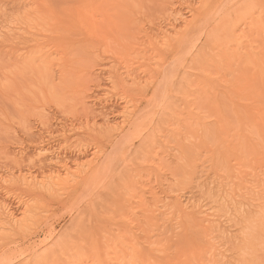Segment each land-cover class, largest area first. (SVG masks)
<instances>
[{
	"label": "bare ground",
	"instance_id": "obj_1",
	"mask_svg": "<svg viewBox=\"0 0 264 264\" xmlns=\"http://www.w3.org/2000/svg\"><path fill=\"white\" fill-rule=\"evenodd\" d=\"M30 1L36 6L33 9L31 8L32 12L25 11L23 15L17 17L16 21L19 22H13L14 24H18L17 26H8L9 30L7 32L0 28V49H8L6 52L4 51L6 49L0 51V54L3 52V54L6 53L5 55H7L8 52L11 55L8 58L14 57L16 60L11 59L13 62L9 63L10 60L6 57L3 59H7L4 62H7V65H12L16 70L18 69L17 72H20L23 76L29 77L34 82L37 80L36 82H38L42 89L44 86L49 85V82L52 83L51 86L54 89L48 88V91L44 90L45 95L56 93L58 90H64V92H60L65 94L72 90H69L68 87L70 86L66 85L67 82L70 83L68 79L72 76L71 72L67 70L76 69V67H73V63L76 62V58L73 56L75 49H73V46L76 42L75 39L73 41L68 36V33L80 31L79 33H82L81 36H84V33L85 38L91 36L95 39L98 46L106 45L108 39L112 40L113 37V40L122 46V53H118L119 56H116L109 48L99 52L112 53L110 56L113 58V62H111L109 78L113 89H119L121 91L120 94L123 95L120 98L124 104H122V110L119 111L122 117V120L120 119L121 124L116 123L112 126H106L103 130H101L102 128H98V131L97 127L94 126L95 123L88 125L90 122H87L88 124L85 125L90 130L86 132L88 134L92 132L90 135L99 142H103L104 139H109L111 142L113 137L110 133L112 132L111 134L114 135L115 132L113 133V131L118 132V134L121 133V137L117 140L112 139L114 142L111 144L115 150H111L113 152L110 155L108 154V157H104L105 160L103 158V165L97 164L100 158V150H102V153L104 152L103 146H99L101 149L99 147L96 149L95 147L90 157L84 162L75 160L71 161L72 164H69L63 158L61 163L60 161L56 163L60 169L57 167V169H52V167L47 168V172H40V178H38V174L20 171L16 177H9L7 180H13V184L23 185L28 190L39 183L41 186H45L46 184L48 186H56L59 190H63L61 192L63 195H69L77 188H84L85 192L93 193L92 213L95 211L94 204L96 207L98 205L100 210L104 211L105 214L110 213V216L108 214L109 219L113 221L112 224L116 226V230L119 233H112V231L105 232L107 235H104L106 240L103 242V245L107 246L104 247L107 250L109 249L106 252L113 254L112 261L114 258L117 264H193V261L198 264L205 257L209 259L211 264H225L227 261L224 262L223 259H227L226 254L227 256L233 254L224 253L225 251L228 252L230 248L227 249L226 243L225 245L223 244L227 242V237H229V232H227V237H225L226 228L222 229L225 226L221 227L223 224L220 218H223L225 215L222 217L221 210H217L218 208L214 211H206L200 204H195L196 202L185 201L186 198H182L183 194L180 191L186 188L185 186L191 185L192 180L201 176L196 173L199 169L198 167L201 165L200 162L202 161L204 164V160H206L209 163L208 170L210 175H213L210 179L214 178V181L220 180L216 186L218 198L222 200L221 204H218V206L220 205L219 207L226 209L221 205L224 204L223 202H230V200L235 204H239L242 208L243 205L246 207L250 205L249 208H252V206L254 208L258 207L259 209L264 206V0H198L195 6L191 4L192 2L184 0L183 3L186 4L189 16L184 17L183 13H180V10L175 11L173 13L175 17L173 16L172 21H169L168 27L159 29L161 36H158L160 38L158 39V36L155 39H152L151 36V39L148 38L151 52L149 51L150 48L147 50V46L145 47L143 46L144 44L139 42L138 39L140 38L137 37L139 31L135 38L133 33L130 34L128 32V34L132 35L133 39L126 38L127 41H121V32L114 31L120 21L118 20V24H115L116 19H111L108 22L107 15L104 12L86 14L80 10L78 11L80 8H76L74 11L69 10L70 12L63 10L64 13L62 15H64L63 20L66 21L65 23L62 25L57 23L58 25H55V28H43L42 25L45 26L44 23H47L45 21L48 18L46 16L48 4L44 0ZM93 1H95L93 3H96L98 0ZM86 2L88 3V1ZM93 3L90 5L93 6ZM109 15L108 18H113ZM112 15L115 17V14ZM88 16L91 19H88ZM121 17L117 18L120 19ZM41 22L43 23L42 25ZM126 22L127 24L124 25H129L128 20ZM15 27L18 30L21 29V31H24L23 33H27V36H29L27 41H22L23 44L19 42V44H22L20 46L17 44L18 40L16 41L17 43L15 40L19 39V37H21L20 40L27 37L22 38L23 36L19 33L20 36L17 34L18 38L15 39L14 35L18 33L14 34L15 30L13 32V28L15 29ZM133 31L136 32V30ZM85 38L79 39L82 42L83 40H87ZM137 40L138 42H136ZM192 41L196 43L195 48L191 46L193 49L189 48ZM68 48L72 49L69 50ZM82 50L83 48H81ZM99 52H97L96 56ZM53 54L56 57V59L53 58L55 62L53 60L49 62L48 60V64L42 66L35 65L37 60L42 58L47 60ZM69 55L71 57H68ZM0 58L2 60L3 57ZM4 62H1L2 65ZM122 62L126 64L125 66L123 65V68H126V72L124 71L125 69L120 71V64L122 65ZM133 62L137 63V66L142 67L141 72L144 74L145 79L143 76L140 78L134 74L135 71L131 68L134 65ZM52 64H56L59 67L58 70H60H57L60 72L57 77V83H55L54 80L56 79L52 77V72H50ZM140 67L137 68L139 69ZM12 71L14 73L10 71V74H3L5 81L0 86L1 93L3 91L8 92V90L14 88L17 72L14 69ZM26 77L22 78L25 79ZM127 79H131V83H128ZM18 80L21 82L22 79ZM26 81L28 82V80ZM64 83H66V87L63 86ZM23 84H25L24 81ZM130 84H132L131 87L128 86ZM65 90L67 91L65 92ZM33 93L35 94V92ZM135 96L143 100L148 110H154L152 112L154 114L153 118L149 116V119L147 117L149 119L145 123L147 125L144 124V121H138L140 120V113L142 111H139V107L137 108L138 101L136 98L134 99ZM223 100L229 103L230 108L233 109L234 112L232 111V113H235L233 115L236 118L234 119L236 121L234 123L237 124V127L232 128L233 124H230L226 116L228 114L225 113L226 109L222 106ZM81 104L85 107L83 100ZM143 109L146 110L145 108L141 110ZM149 112L145 113V115L150 114ZM146 116H144L145 119ZM130 125L132 126V130H128L129 134L127 135V131L126 135L123 136L122 132L124 128ZM94 131L97 132L94 133ZM102 131L104 134H102ZM210 134L214 136L213 141L216 147L215 145L213 147L215 148L212 147L211 143L208 144L207 142L209 139L207 137H210ZM196 150L200 153V156L197 154L198 152L196 153ZM78 151L81 152V149ZM171 151L174 152L171 153ZM46 153L47 149L39 146L35 157L39 161L41 157H45ZM163 153L165 155H162ZM164 156H168L169 159L167 157L166 159ZM96 164L98 166L95 167ZM201 166L203 167V165ZM165 171L169 172H167V176L170 175V181L168 177H164ZM199 177L198 179L202 178V176ZM151 179L156 181L155 183L159 187L157 189L161 194L167 191L165 190L166 187L170 192L175 193V196L173 195L174 198L172 197V200L168 203L163 202L161 195L158 194L159 191L157 192L154 186H152L154 182H151ZM203 180H200L202 184L204 183ZM222 181L225 182L223 183ZM197 182L195 183L200 188L202 184ZM18 202L23 207L22 210L20 209V215H16L15 212L10 210L8 204L0 200V240L11 232L16 231V229L19 230L21 227L23 229L27 221H29V214L34 210L32 205L30 206L23 199H19ZM229 202L228 204H230ZM233 202H231V206L234 204ZM213 208L212 206L211 209ZM236 208L233 209L234 212L238 209ZM162 213L169 216H165L166 218H164ZM161 215L163 217L160 219ZM82 218L86 217L82 216ZM86 219L85 221L88 220L90 222L89 219ZM164 219H167L165 222L168 219L170 220L169 223L167 222L169 226L166 225L164 227ZM173 220L175 221V229L170 230L173 229L171 225L174 226L173 223L171 224ZM161 223H163L162 227H164V230L168 227L169 230H165L167 231V235L166 232L161 230ZM80 226L83 228L82 224ZM260 226V231H263L261 233H264V229L262 230L263 224ZM256 227L255 230H257ZM87 228L84 227L82 231L79 229L78 235H75V237L71 235L72 232H69L71 239H69V234L66 232L68 234L66 235L68 236L67 240H64L66 237L62 238L65 243H62L60 239V242L54 243L56 247L52 246L56 249L55 252L57 253L52 248L46 253L48 254L53 251V253L48 255L54 260L55 256H60V252L66 251L67 253V250H69L70 255L73 254L74 257L72 255L71 257H66L67 259L65 258V260L70 262L67 263L66 261L67 264H71V262L72 264H82V262L87 264L88 262L85 263L86 259L88 261L91 260V264H109L110 257L95 244L91 245L89 253L83 251L86 250L85 244H82L83 240L90 238V241H94V233L91 232L90 228L89 230ZM158 228H160L161 233L162 231L165 233L162 234L166 235L167 243L174 242V246L177 249L173 255L170 256L163 250L165 254L157 257L154 255L156 251L144 245V242L149 241L150 237L155 236L152 233L156 232L155 230ZM190 229H194L199 234L201 242L195 248L185 249L184 246L188 245L187 241L185 242L188 237L187 231ZM255 230L253 231L257 234ZM74 233L77 234L76 231ZM258 234L257 238L260 237V233ZM77 236L81 237L78 238ZM219 237L225 240L222 239L224 242L221 244L224 252H220L221 248L216 246V240H221ZM249 237V240L246 241L247 243L254 236L249 235ZM231 238L235 237L232 236ZM142 239L146 240L143 242ZM259 239H255L258 242L256 244L257 247L259 241H261ZM230 241L229 243L233 242L232 239ZM251 241L253 242L254 239ZM254 242L251 244V248L257 250L256 245H254L256 242ZM119 244L123 247L118 250L120 248ZM217 245H219V242ZM222 245L226 250H224L225 248ZM245 246L247 247V245ZM249 247L250 245L247 247L250 252ZM230 250L232 252V249ZM249 252L248 254L254 255L252 252ZM46 253L40 256L44 257L43 260L46 261L44 262L39 258L41 263L48 264L53 262V260L47 259L49 257L45 256ZM54 253L55 256L53 255ZM245 254L246 258L244 259H242L244 256L241 254L243 261L240 262H245L246 264L249 263L250 258L248 259L249 255L247 253ZM61 257L63 258V254H61ZM61 257H58V260ZM55 259L57 262L54 263V261L52 264L59 263L57 258ZM192 259L194 260L190 261ZM229 259L231 260L232 257L230 256ZM60 261L63 264L62 259ZM233 261L232 263L231 261L229 262L235 264V261Z\"/></svg>",
	"mask_w": 264,
	"mask_h": 264
},
{
	"label": "rangeland",
	"instance_id": "obj_2",
	"mask_svg": "<svg viewBox=\"0 0 264 264\" xmlns=\"http://www.w3.org/2000/svg\"><path fill=\"white\" fill-rule=\"evenodd\" d=\"M86 1H88V3ZM98 1L96 3H93V2H95L93 0H44V2H46L48 4L47 5L48 11L46 13V16L48 18L46 19L47 21H45L47 23H44L45 26L42 25L43 24L42 22H41V25L43 28L44 27L45 28L46 27L47 28H53L55 25H58L59 23L61 25L63 23H65L66 21L63 20L64 15H62V13H64L63 10H65V12H70L69 10L74 11V9L76 10V8H80V9H78V11L80 10L82 12H85L86 14H92V12L93 13L94 12L95 13L96 12H104L107 15L106 18H107L108 22L111 19H113V20L116 19L117 23L115 22V24H118V20L120 21L118 27H116L114 29V31L116 30V31L121 32V34H122L121 39H120L121 41H123V40L127 41L128 38L133 39L132 35H130L131 33H133L134 38H135L138 35V31H139V35L137 37H139L140 39H138V38H136V39H138L139 42H141V44H144L143 46H145V47L147 46L146 47L147 50L150 48L149 51L151 52L152 50H151V46H149L150 44L148 42L149 41L148 38H150V36H151L152 39H155L158 35H160L159 29L168 27L169 21L170 22L172 21L171 19H173V16H174L173 13H175V11L180 10V13H183L184 17L189 16V12H187V9H186V4L183 3L184 0H114L115 2L113 0H98ZM187 1L192 2L191 4H193L194 6L198 2V0H187ZM30 2H31L30 0H0V10H1L0 11V28L3 31L7 32L9 30L8 26H10V27H12V26L14 27V25L17 26L18 24H14L16 22L17 23L19 22V21H16L17 17L18 16L20 17L21 15H23V13L25 11L26 12L27 11L32 12L31 8L33 9V7L36 6L35 4L33 5L32 2L31 3ZM91 3H93V6H91L92 5ZM105 11L109 12L113 18H111V17L108 18L109 13H107ZM112 14H115V17ZM120 14L122 17L120 16ZM117 17L118 18L121 17V18L118 19ZM89 18L90 17L88 16V19ZM126 19L128 20L129 25H124V24H127ZM48 25H50V26H48ZM131 26H132V28H131ZM119 27H120V29H119ZM16 28L17 27H15V29L13 28V32L15 30L14 34L16 32H18L14 35L15 39L18 38L17 34L19 35V33L21 36H23L22 38H25V37H27V38L20 40L21 37H19V39H16V40L14 39V40H15V42L18 40L17 41L18 43L16 42L17 44H19V42H21L23 44V42H25L24 40L27 41L29 36H27V33H23L24 31H21V29H19L20 30L19 31L18 28L17 29ZM133 30H136L137 33ZM79 32L80 31H71L70 34L68 33V36L71 39H73V41L75 39V42L78 44V46L75 42L74 43L76 46L74 44H73L74 46L72 45L73 49L75 48L73 51V54H74L73 56H75V58H76V62L73 63V67L74 68L76 67V69L67 70V71L71 72L72 76L70 77V79H68V81H70V83H68L66 81L67 84L64 83L63 86H65V84H66V85L70 86V87H68L69 90H71V89L72 90L68 93L66 92L68 89L65 90V92H66L65 94L60 92V91L64 92V90H60V91L58 90V92L56 91V93L45 95L44 90H47L48 88L52 89V87H53V86H51L52 83L49 82V85L44 86L45 89H44V87L42 89V87L39 86L38 82H36L37 80H35V82H34L29 77H26L25 75L23 76L22 74H20V72H17L18 69L16 70L12 65H11L12 66V69H11V66L9 63L10 62L12 63L13 62L12 60H15V58L12 57L11 58L12 60L9 59L8 57H9L10 53L8 54V52H7L8 56L5 55L6 53L3 54V52H2L3 55L0 54L1 55L0 57H3L2 60L0 58V86H1L2 82L5 81L3 74H10V71L12 73H14V71H12L13 69L15 70V72H17V74H16L17 80H16V84H15L14 88L13 89L11 88L10 90H8V92H4V91L2 93L0 92V180H1L0 181V197H1L0 200H3L6 204H8L10 210L15 212L16 215H20V211L23 208L20 205V203L18 202L19 199L20 200H22V199L26 200L28 202V204L30 206L32 205V208L34 209L33 210L31 208L33 211H31V213L29 214L30 215L29 221H27V224L23 227V229H22V227L19 230L16 229V231L11 232L8 236H6L5 238L0 240V264H44L43 262L41 263V260H39V258H40V259H42V261H44L43 260L44 257L42 258L40 256H43L44 253L50 251L51 248L54 249L53 251L55 252L56 249L53 248L52 246L56 247L55 244L58 243L57 241L60 242L62 240V238H64V237H66V239H64V240H67L68 236H66V235H68V234H69V239H71V235L75 237V235H78L79 229H80V231H82V229H84V227L87 228L88 225H90L89 228L91 229V232L94 233V241H90V238L83 240L82 244H85L84 247L86 248V250H83V251H87L89 253L91 245L95 244L96 246L100 247L104 251V253H107L106 255L108 257L111 258V260L109 258V262H110L109 264H113V263L117 264L114 261V258L112 261L113 254L110 252H106L109 249L107 250V248H106L107 246L103 245V242L106 240L104 238V235H107L105 232H107V231L111 232L112 231V233H118V231L116 230V226L114 224H112L113 221L111 219H109L110 213H108L109 214V216H108V214H105L104 211L100 210L98 205L96 207L95 204H94L95 211H93V213H92L93 207L91 205H92V200L94 198L93 193L85 192L84 188H77L73 193H70L69 195H66V194L63 195L61 193L63 190H59L58 188H56V186L55 187L52 185L48 186L47 184L45 186H41V184H39V183H37L38 185L36 184L35 187H33L32 189L30 188L29 189L30 191H29L23 185H19L16 183H15L16 184L15 185V184H13V182H14L13 180H10V181L7 180V178L9 179V177H16L20 171L23 173L31 172L33 174H38V178H40V174H41L40 172H42V171L47 172L48 171L47 168L52 167V169H57V168L60 169V167H57L58 164H56V163L57 162L59 163V161L61 163V161H63L62 160L63 158L65 159L64 161L69 162V164H72L71 161H75V160H77L79 162H84L90 157L92 152L95 150V147L97 149L99 146H101V147L103 146L102 149L104 150V152L102 153L101 152L102 150H100V152H99L100 158H99L97 164L100 163V165H103L104 164L102 162L103 158L104 157L106 158V156L108 157L115 150L113 148L114 146L112 145L113 144L112 142H114L112 139L117 140L119 137H121V133L118 134V132L113 131V133L115 132L114 135L111 134L112 132L110 133V135H112V137H113L112 139L110 137L111 142L109 141V139L108 140L104 139L103 142H99V141L95 140L93 136L90 135V133L92 134V132H89V134L86 132L87 130L90 131L89 129L86 128V125L88 124L87 122H90L88 125H90V124L92 125L95 123L94 126L97 127L96 129L98 131L101 128H102L101 130H103L104 128H106V126H112V125H115L116 123H120V121L122 120V117L120 116L119 111L122 110L121 107L123 106L122 104H124L123 100L120 98V97H123V95L120 94L121 91H119V89L118 90L113 89V87L110 84L111 82H110V78H109V70L111 68L110 66L112 65L111 62H113L112 61L113 58L110 56V55H112V53L106 54V53L99 52V51H102V50L109 48L110 50H112L111 52H113V54H116V56L117 55L119 56L118 53H122V50H121L122 46L117 44L116 41L113 40V37H112V40L108 39V42H107L108 45L102 44L103 46H98L95 39H93L91 36H88V38H85V34L83 33L84 36H81L82 33L80 34ZM128 32L130 34H128ZM142 36L144 37V39H142L143 38ZM146 36H147V38H146ZM160 36H158V39L160 38ZM82 37L87 39V40H83L86 42L82 41L83 42L82 43L80 41L79 38H82ZM124 38L125 39L127 38V39L125 40ZM90 39H91V41H90ZM76 40L79 42H77ZM92 40H94V41H92ZM138 40L136 42H138ZM22 44H19V46ZM145 44H147V45H145ZM195 45H196L195 41H192L191 44L189 45V48L191 46L193 48H195L196 47ZM163 46H164V44H163ZM163 46H161V47H163ZM81 48H83L82 51H81ZM166 48H169V47H166ZM4 49H6V48H4ZM68 49L71 50L72 48H68ZM192 49H191V51H192ZM3 50L0 49V51H3ZM4 51L6 52V51H8V49H6ZM96 51L99 52V54L97 56H96V54H97ZM147 54H148V52H147ZM6 57L10 60V61L8 60L9 65H7V62H4L7 59L3 60ZM68 57H71V55H69ZM53 58L56 59L55 54L50 55L47 58V60L45 58L37 60L35 65H41L42 66V65L48 64V60L50 62L51 60H53ZM1 62H4V64H3L4 67H3ZM124 63L122 62V65L120 64V67H121L120 71H123V69H125L124 71L126 72V68H123L126 65ZM133 63L135 66L133 65L134 67L131 66V68H133V70L135 71L134 74H136L137 76L142 78V76L144 75L141 72L142 67L137 66L138 64L135 62H133ZM129 64L132 65L131 62H129ZM5 65H6V67H5ZM52 65L53 66L50 68L51 69L50 72H52L51 75L54 79H56L54 81H55V83H57V81H58L57 77L60 73L58 71H60V70H58L59 67L56 64H52ZM137 67H140V68L138 69ZM135 68H136V70H135ZM67 71H65V72H67ZM124 74H126V73H124ZM22 77H26V78L24 79ZM27 78H29V79H27ZM67 78H69V76H67ZM143 78H144V76H143ZM18 79H22L21 82ZM26 80H28V82ZM127 80H128L127 81L128 83H131L130 82L131 79H127ZM23 81L25 84H23ZM29 82H31V83H29ZM94 83H96V84H94ZM128 83H126V84H128ZM36 85H38V86L36 87ZM131 85L132 84H130L128 86L131 87ZM65 87H63V88H65ZM42 91H44V92H42ZM33 92H35V94ZM38 92H40V93H38ZM106 92H108V93H106ZM135 98L138 101L139 106L137 104H135V105H137V108L139 107V109H140L139 111H142L140 113V120H138V121L139 122L144 121V124H145L147 121H149V119H150L149 116L153 118L154 114L152 112H154V110L153 109L152 110L150 109L151 111L148 110L145 103H143V100L140 97L135 96L134 99ZM82 100L85 103V107H83V105L81 104ZM137 101H135V103H137ZM222 104H223L222 106H224V108L226 109L225 113L228 114V115H226V114L225 115L228 117L230 124L231 123L233 124V125L231 124L232 128L237 127L236 126L237 124L234 123V122H236L234 120L236 118L233 115L235 113H232L233 109L230 108V106H229L230 104L224 100H223ZM142 108H145L146 110H144V109L141 110ZM147 112H149L150 114H147V116H146L145 113H147ZM142 116H143V118H142ZM144 116H146L147 120L145 119ZM145 125H147V124H145ZM63 126H64V128H63ZM127 127L128 126H126V128H124V130L122 132L123 136L126 135L128 130L129 131L132 130L131 125L128 128ZM209 127H212V126H209ZM213 129H214V127H213ZM129 131H128L127 135L129 134ZM96 132L94 131V133H96ZM102 132H100V133H102ZM102 134H104V132ZM212 135H214V134H212ZM212 135L210 137H207V139L209 138L207 142H208V144L211 143V145L213 147L215 145V143L213 141L214 136H212ZM191 140H192V138H191ZM96 143H97V146H96ZM39 146H42L45 149H47V153H46V155H44L45 157H41V159H39V161H38L37 158L35 157V153H37ZM215 147H216V145H215ZM215 147H213V148H215ZM111 148H113V149H111ZM79 149H81V152L78 151ZM99 149H101V148L99 147ZM111 150H113V151H111ZM197 150H196V153L198 152ZM172 152H174V151H171V153ZM197 154H199V156H200L199 152ZM162 155H165V154L163 153ZM84 156H86V157H84ZM164 157L168 158V156H164ZM105 158H104V160H105ZM203 160H204V158H203ZM204 161H205L204 164L202 161L200 162L201 165H203V167L200 165L198 167L200 170L198 169L197 173H196L197 175H201L202 178H200L201 176L200 177L198 176L200 178V179H198V177L195 174V176L197 178L196 177H194V178H196L197 180L196 179L192 180L191 185H187L188 187L185 186L186 188H184L182 191H180L183 194L182 198L183 199L186 198L185 201L188 200L190 202H194V203L196 202L195 204H198V205L200 204V206H203L202 208L206 211H210V210L214 211L217 208H218L217 210L222 211V212L220 211V213L222 214V217L224 215L225 216L223 218H220L221 222L223 224V225H221V227L225 226L222 229L226 228V231H225L226 235L224 232L225 237H227V234H228L227 232H229V234H228L229 237H227V240H226L228 243L224 242L225 240L223 239L224 238V236H223V238H221V237H219V238H221V240L223 239L224 241L223 240L218 241V239H217L216 240L217 241L216 246L221 248V244L224 242L223 244L225 245V243H226L225 246L227 247V249L230 247L229 250L232 249V252H231V250L230 251L228 250V252L227 251L224 252L222 250L223 248L220 249L221 250L220 252L229 253V254L233 253L231 255L228 254L229 256H227V254H226V258L229 261H231V263H232V260H234L235 262L234 261L233 262L235 264H242V263L245 264V262H240V261H243L242 259L246 258V256H244V255H246L245 253L248 254V252H249V249L247 247L250 245V247H249L250 252L253 253L256 249L255 250L252 249L251 244L255 241V239L258 240L260 237L264 236V233H261L263 231H260L261 229H259L261 227L260 226L261 224H263L262 230L264 229V206L259 209L258 207L254 208L252 206V208L251 207L249 208L250 205H247L248 207L243 205V208H242V206H239V204H235L233 201L230 200V202L228 201L230 204H228V202H223L224 204L222 203L223 205H221V206L225 207L226 209L219 207L220 205L218 206V204H221L222 200H219L220 198H218L219 196H218V190H217L216 186L219 184L220 180L219 179L215 180L216 181L215 182L214 178H212L213 181H212V179H210V177L213 175L212 174L210 175V172L208 170V168H209L208 161L207 162H206V160H204ZM55 164H56V166H55ZM97 164L95 165V167L98 166ZM207 170H208L209 174L207 173ZM61 172H62V170H61ZM167 172L168 171H165L164 177H166V178L168 177V180L170 181V178H169L170 175L167 176L169 173V172L168 173ZM207 176H209V177H207ZM204 177L205 178L207 177V178L205 179ZM4 178H6V179H4ZM203 178H204V180H203ZM201 179L204 182L203 184L200 181ZM5 180H7V181H5ZM153 180L154 179H151V182ZM153 182H154V184L153 183H151V184H153L152 186H154L155 190L158 192L159 187H157L158 185L155 183L156 181H153ZM195 182H197V183L200 182L199 184H202V186L200 185L201 187L198 188ZM164 186H166V185H164ZM173 187H174V185H173ZM165 190H167L166 192L168 194L166 192H164V193L162 192L163 194H161L160 191L158 194L161 195L163 202L168 203L172 200V197L175 193L170 192L168 189H166V187H165ZM231 202L234 203L232 206H231V204H232ZM236 202H238V201H236ZM226 204H227V206H225ZM90 206H91V208H90ZM212 206L214 207L213 209H211ZM233 206H234V208L237 207L240 210H238L236 208L237 210H235V212H234ZM161 211H163V210H161ZM226 211H228L227 215H226ZM237 211H240V212H238L240 215L237 213ZM138 215H140V214L138 213ZM79 216H81V217H79ZM82 216L89 219L90 222L86 218H82ZM90 216H92V217H90ZM163 216H164V218H166L165 216H169V215L163 214ZM163 216L161 215L160 219ZM167 218H169V217H167ZM85 219L87 221H85ZM79 220H80V222H79ZM165 220H167V219H164V222H165ZM169 221L170 220L168 219V221L165 222L164 227H166V225L169 226V224H167V222L169 223ZM174 222H175L174 220H173V222L171 221V224L173 223V225H174ZM80 224H82L83 228H81ZM161 224H162L161 230L166 232V235H167V231L169 230L168 227L165 228V230H167V231H165L163 229L164 227H162L163 223H161ZM257 224L258 225L260 224V225L258 226ZM171 227L173 229H170V230L175 229V225L174 226L171 225ZM255 227L257 230H255ZM89 228H87V229L89 230ZM109 229H111V230H109ZM159 229L160 228L155 230L156 232L152 233L155 236L150 237L149 241H147L146 243L144 242L146 239L145 240L142 239L144 242V245L147 246L149 249L151 248L154 251H156V253H154V255L157 257L163 256L165 254V252H163V250H165L168 253V255L171 256L174 254V252L176 251L177 248L174 246L173 241L169 242V243L166 242V238H165L166 235H164L165 233L162 231V233H164V234H162ZM258 229H259V231H258ZM253 230H255V232H257V234L260 233L259 238H257V234H255ZM75 231L77 234L74 233ZM252 231L255 235L252 233ZM66 232H68V234ZM69 232H72V234L70 235ZM174 232H173V235H174ZM169 233H171V231H169ZM169 233H168V236H169ZM250 233L254 237H251L252 239H250V241H249L250 243L248 242L249 243V245H248V243L246 241L249 240V238H250L249 235L252 236ZM187 234H188V237L185 240V242L187 241L188 245L184 246L185 249L197 247V245L200 244V242H201V237L199 236V234H197L194 229L188 230ZM261 234H263V235H261ZM162 235H164V236H162ZM230 236L231 237L233 236L235 238H231ZM258 236H259V234H258ZM80 237L81 236H79L78 238H80ZM229 238H231L232 241L233 242L235 241V242L229 243V242H231L230 241L231 239H229ZM173 239H175V238L173 237ZM228 239H229V241H228ZM253 239H254V241L252 242L251 240H253ZM91 240H93V239H91ZM259 240H261L262 242L259 241L258 247L256 245L258 242H256V241H255L256 243L254 242L255 243L254 245H256L257 250L255 251V253H253L254 255H252L249 252L250 253V254H248L249 257L248 256L247 257H248V259L250 258V260H249V263H246V264H263L264 263V237L262 239H259ZM76 241H77V239H76ZM61 242L65 243L63 240ZM218 242H219L220 246L217 245ZM110 245H111V243H110ZM119 245H120V248H118V250L123 247L121 244H119ZM245 245H247V247ZM104 246H106V247H104ZM178 246L180 247L179 244H178ZM84 247H83V249H84ZM110 247H112V246H110ZM110 249H112V248H110ZM224 250H226V248ZM53 251H51L50 253H53ZM67 251L69 252V250H67ZM218 251H219V249H218ZM35 252H36V254H35ZM50 253H48V254H50ZM55 253H57V252H55ZM55 253L53 254L54 256H55ZM67 253H66V251L65 252L62 251V252H60V256H55V258H57V260H58L61 257V254H63L64 260L61 257L63 264L66 263V261H67V263H70V262H68V260H65V258L69 257V256L71 257V255L73 256V254L70 255V252H69L68 255H66ZM240 253L243 254V256H244L243 258H242V255ZM48 254L46 253L45 256L47 255L49 257ZM37 255H38V257H37ZM103 255H105V254H103ZM232 255H235V256H232ZM230 256L232 257L231 260L229 259ZM236 256L238 258L239 257L240 258L238 259ZM182 257L184 258V256H182ZM55 258H54V260H53V258L51 259V257H49L47 259L51 260V261L53 260V262H54L56 260ZM224 258H225V255H224ZM126 259H127V257H126ZM227 259H223L224 262L227 261L229 264H231ZM60 260H58L59 263H57V264H60V262H61ZM193 260L194 259H192L190 261H193ZM223 260H221V262H223ZM70 261H71V259H70ZM44 262H46V261H44ZM53 262L48 263V264H52ZM56 262L57 261H55L54 263H56ZM91 262L92 261L91 260L88 261V259H86V261H85V263H87V264H89V263L91 264ZM197 262H198V260H197ZM227 262L225 264H228ZM192 263L197 264L195 261H193ZM61 264H62V262H61ZM71 264H72V262H71ZM82 264H84V262H82ZM198 264H211V263H210L209 259L208 258L206 259V257H205L203 260L199 261Z\"/></svg>",
	"mask_w": 264,
	"mask_h": 264
}]
</instances>
